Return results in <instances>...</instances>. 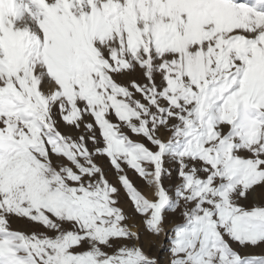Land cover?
<instances>
[{"label": "snow or ice", "instance_id": "snow-or-ice-1", "mask_svg": "<svg viewBox=\"0 0 264 264\" xmlns=\"http://www.w3.org/2000/svg\"><path fill=\"white\" fill-rule=\"evenodd\" d=\"M258 190L264 0H0V264H264Z\"/></svg>", "mask_w": 264, "mask_h": 264}, {"label": "rangeland", "instance_id": "rangeland-1", "mask_svg": "<svg viewBox=\"0 0 264 264\" xmlns=\"http://www.w3.org/2000/svg\"><path fill=\"white\" fill-rule=\"evenodd\" d=\"M101 163L104 164L105 167H108V161L106 159L102 160ZM129 175L139 187L143 188V186H144L143 181L140 180L134 172L129 170ZM110 179H114V177H110ZM252 199H254L256 201L264 200V191L258 190L257 192L253 193ZM122 200H123V196H122ZM124 206L128 210L129 214H132V209H131L130 203H125ZM137 223H139V217H137ZM13 226L16 228H20V229H29L32 227L31 225L27 224L24 221H19L17 223H14ZM139 231L141 233V244L143 245L145 250L150 251L151 254L158 256L161 260V264H164V261L168 255L167 239L163 236L159 237V238L149 236L144 231L142 225L140 226Z\"/></svg>", "mask_w": 264, "mask_h": 264}]
</instances>
